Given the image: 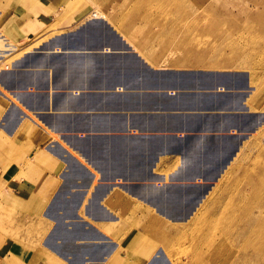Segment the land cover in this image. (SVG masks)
Returning a JSON list of instances; mask_svg holds the SVG:
<instances>
[{
    "label": "rangeland",
    "instance_id": "rangeland-1",
    "mask_svg": "<svg viewBox=\"0 0 264 264\" xmlns=\"http://www.w3.org/2000/svg\"><path fill=\"white\" fill-rule=\"evenodd\" d=\"M39 5L53 16L38 25ZM110 11L114 18H108L104 27H118L120 43L115 47L123 45L122 51L133 55L141 70L123 79L141 88L130 94H157L175 101L182 92L190 101L184 108L150 111L139 130L132 122H121L126 137L138 132L135 139H140L135 140L139 155L126 175L130 194L143 195L145 200L139 203L153 207L162 203V217L151 219L152 223L157 224V232L167 228L162 241L176 240L164 252H148L141 260L144 248L158 245L161 238L152 234L155 227L152 232L144 228L149 216L141 217L131 229L136 238L143 236L137 251L123 246L122 234L84 230L72 261L81 264L89 259L96 264L102 252L104 264H264V77L246 82L264 68V0H0V264H57L55 256L63 259L62 264H72L64 258L63 241L59 247L58 241L53 242L46 255L36 251L37 235L49 232L44 225L36 231V222L55 223L83 205L71 198L58 205L53 195L40 194L55 176L52 164L59 163L54 146L45 142L52 135L49 123L66 120L57 111L46 118L44 109L63 103L65 85L72 81L75 86L69 93L77 101L75 116L89 119L87 98L110 89L93 83L90 70L112 72L119 79L121 60L104 56V63L101 43L93 40L95 49L88 48L79 31L90 27L84 24L87 14L96 12L105 18ZM129 18L137 27L130 34L125 31ZM189 22L198 27L194 45L177 40ZM233 22L238 26L231 29ZM236 47L241 51L233 65L228 64L225 59ZM150 51L157 57L151 58ZM79 61L85 62L86 72L77 68ZM241 81V102L223 104ZM41 92L46 99L37 108L34 101ZM198 92L202 107L197 105L200 100L195 104L190 100V94ZM29 106L38 114H32ZM206 115L211 123L203 119ZM116 196L105 193L98 210ZM27 197L33 200L30 208L25 206ZM103 219L110 223L108 215Z\"/></svg>",
    "mask_w": 264,
    "mask_h": 264
},
{
    "label": "bare ground",
    "instance_id": "bare-ground-1",
    "mask_svg": "<svg viewBox=\"0 0 264 264\" xmlns=\"http://www.w3.org/2000/svg\"><path fill=\"white\" fill-rule=\"evenodd\" d=\"M87 15L88 18L85 19L86 21H84V24H89L90 27L86 30L79 29V31H82L83 41L85 44H87L88 48H92V50L95 49L96 44H93V40H97L101 43V45H106L101 47V49L105 48L106 51L108 47L112 48L115 47L117 43H120L116 36V34L119 32L118 27H104L108 18H114V11L107 12L105 18L98 16L96 19H92V15ZM129 19L128 27L125 30L128 34H130V31L133 28L135 31H137V27L133 25L135 22L134 18ZM131 19H133V21ZM78 22L79 20L76 23ZM232 24H234V22ZM235 26H238L237 23L231 25V29ZM115 29L117 33L115 32ZM173 29L175 30L176 28ZM138 30L142 31L140 28ZM197 31L198 27H195L194 22H189L187 27L181 28L177 40L187 45H194L197 43V39L194 37ZM123 35L127 34L123 33L122 36ZM240 51L241 50L239 47H236L233 50V54L226 57L225 61L228 64L233 65L237 54ZM250 52L255 55V50L253 48L250 50ZM149 55L151 58L157 57L151 51L149 52ZM247 59H249V55L243 57L240 61ZM120 60L121 66L118 70V80L113 78L112 72H109L108 75H103L96 69L90 70L93 76V83H102V85L107 84L110 89L108 92L98 93L99 96L97 98H87L85 109L89 107L91 110L90 115L87 116L89 119H84L85 121L78 120L77 116H75L73 108L77 104V101L72 99L69 93V91L75 86L72 81L65 85V92L68 93L64 94L63 103L61 102L59 104H55L51 108L45 107L44 109L46 118L50 119L57 111L59 114H64L66 116V120L63 124H57L54 120L49 123L48 129L51 131L52 135L47 137L49 140H46L45 142L48 146H54L52 149L55 151V157L59 160L58 164H52V168L56 172L54 174L55 176H52V178L56 177L55 179H58L59 183H56L55 179L52 178L51 180L45 179V182L47 180V185L46 187L44 186V188H42V193L40 192V194H42L43 198H50L53 195V198L56 199V203L58 205H63L64 198L74 199L83 205L80 207L82 211L76 209L73 216L72 214H64L61 219L57 218V222L55 223L46 224L47 222H36L34 225L36 227V231H39V229L42 228V225L47 226V231H49L44 236L39 234L37 235L39 236L37 239L39 240L40 244L36 248V251L46 255L47 252H49V247L52 246L53 242L58 241L57 247H59V242L63 241L61 248L65 250L64 258L66 257V259L72 264H76V261L75 263L72 261V256L73 253L76 252V250L82 245L83 239L81 237L83 236L84 230H86V233L98 232L100 230L106 234L110 233L111 236L122 234L125 240L123 246L128 245L131 251H137L138 244L143 243V236L141 235L142 238L139 236L136 238V235L131 230L133 229L134 225L139 223H136L137 219L143 217L142 220H147L148 216L150 220L161 219L163 214L161 209L163 206L162 203H158L156 207H153L150 203H139L145 200L143 195H138L135 197L131 196L130 194L132 185L127 179L126 175L128 168L130 167L131 163H133V159L136 158L135 156L139 155V151L137 152L138 147L135 145V140L140 139H135L139 137V135H137L138 132H135L133 136L129 134L130 138L126 137L127 134H125V130L121 128V122H132L133 125L136 124V129L139 130V123H143L147 114H152L150 111H155L159 109V107L177 109L178 106H181L184 108V104L190 103V101H187L185 93L182 92L177 93L174 99L175 101H168L166 96L157 94H143L141 92H138L134 95L130 94L132 92L126 91V89L129 90L141 88H136V84L130 81H124L123 79H131L133 75H131L132 71L140 73L141 70H139V66L138 68L136 67L135 62H133V60L129 57L124 59L120 58ZM238 65L243 66L241 62L238 63ZM77 68L80 69L81 72L87 71L85 62L79 61L77 63ZM145 72L146 70L143 71V73ZM51 73L55 75L56 71ZM263 77L264 68L261 70L260 74L246 78L248 79L246 82L248 84H252L254 81L257 82ZM243 81H245V78ZM243 81H241V83L235 87L236 90L233 92L234 94L227 96V99H231L223 102V104L227 105L233 99H237L238 103L241 102L239 93L241 91L240 89L243 88ZM115 83L117 84L111 86ZM42 94L43 92L39 93L37 97L38 100L35 99L34 101V105L37 104V108L39 101L41 103L45 102L46 98ZM60 97L61 96L59 95L58 98ZM83 99L84 96L77 98L78 102H82ZM190 100L194 104L200 100L197 102V105L202 107L200 92L191 93ZM53 108L55 109L53 110ZM28 110L34 115L38 114L32 111L33 109L31 106L28 107ZM132 110L134 113L130 112ZM146 111L148 113H145ZM208 111L211 113V106L208 108ZM193 112H197V110ZM203 119H205L206 122L211 123V116L206 115V117H203ZM259 120V118H256L254 121L258 122ZM216 125H221V123H217ZM212 141L214 143H218L214 138H212ZM66 148L72 150L73 152L70 153L68 151L70 154H67L65 151ZM72 153L77 156L73 157L74 155ZM204 154L209 153L205 150ZM51 155L54 156V154ZM130 171L131 168L129 172ZM107 181L111 182L107 183ZM108 192L117 193V196L111 202H109L104 209L99 211L98 205L102 203L103 195ZM19 197L22 199V194H20ZM30 201L33 200L27 197V205H25L27 208L32 206ZM25 206L20 205V207ZM116 208L120 209L118 213H116ZM89 209H91L90 213H88ZM84 214H88V217H84ZM105 214L110 218V223L104 221L103 216ZM152 221L153 220L146 222L144 224V228L149 230L151 229L152 232L155 227L152 234L157 237L159 233L161 238L157 243L158 245H148L144 248V250H146L141 252V260L146 258V256L149 254L148 252H164L168 244H173L176 240L171 239V241L167 242L162 241L163 238L166 237L167 228L160 227L159 232H157V224L152 223ZM27 233L28 232L25 230L24 234L26 235ZM88 244V242H85L83 245L85 248H87ZM105 257L106 256L102 255V252L98 254L97 258H95L96 264H104L106 260ZM53 258L57 264L64 263L62 262L63 259H59L58 256ZM13 261H15L14 258ZM81 264L95 263L91 262L89 259H84Z\"/></svg>",
    "mask_w": 264,
    "mask_h": 264
},
{
    "label": "crops",
    "instance_id": "crops-1",
    "mask_svg": "<svg viewBox=\"0 0 264 264\" xmlns=\"http://www.w3.org/2000/svg\"><path fill=\"white\" fill-rule=\"evenodd\" d=\"M38 2H43L44 0H37ZM39 7V10H38V16L39 17H37V18H39V19H37V22H38V25H39V23L40 22H42V21H44L45 22V18H47L48 16H53V14H50V13H46V7L44 6L43 8L39 5L38 6ZM13 13L15 12V11H12ZM24 14V11H22L21 12V14ZM15 14V13H14ZM37 25V29L39 28V26ZM104 46H106V45H101V46H99L100 48L101 47H104ZM123 48V45H121V44H119L117 47H108L107 48V51H106V49L105 48H103V49H99V50H101V51H103V53H102V55H101V57L102 58H104V56H111V57H113V56H116L118 59H124V58H126V57H129V58H131L132 60H133V62H136V58L133 56V55H131L129 52H123L122 49ZM98 50V49H97ZM110 51V52H109ZM118 52V53H117ZM167 74V73H166ZM166 74H164V75H166ZM167 75H169V74H167ZM117 83H115V84H112L111 86H113V85H116ZM107 91L109 90V88L108 89H106ZM132 90H136V89H126V91H130V92H132ZM149 92H152V91H149ZM1 102V101H0Z\"/></svg>",
    "mask_w": 264,
    "mask_h": 264
},
{
    "label": "built area",
    "instance_id": "built-area-1",
    "mask_svg": "<svg viewBox=\"0 0 264 264\" xmlns=\"http://www.w3.org/2000/svg\"><path fill=\"white\" fill-rule=\"evenodd\" d=\"M91 15H92V19H96L98 17V14L96 12H93Z\"/></svg>",
    "mask_w": 264,
    "mask_h": 264
}]
</instances>
